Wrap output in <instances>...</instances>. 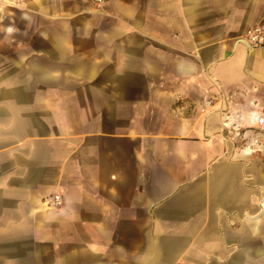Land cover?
I'll return each mask as SVG.
<instances>
[{"label": "crops", "instance_id": "crops-1", "mask_svg": "<svg viewBox=\"0 0 264 264\" xmlns=\"http://www.w3.org/2000/svg\"><path fill=\"white\" fill-rule=\"evenodd\" d=\"M7 2L0 264H264V0Z\"/></svg>", "mask_w": 264, "mask_h": 264}, {"label": "built area", "instance_id": "built-area-1", "mask_svg": "<svg viewBox=\"0 0 264 264\" xmlns=\"http://www.w3.org/2000/svg\"><path fill=\"white\" fill-rule=\"evenodd\" d=\"M95 3L99 4L102 0H93ZM7 0H0V11L5 5H7ZM237 42L242 43L246 48L254 49L264 45V27L255 26L248 29L243 35L236 38ZM252 118L255 123V127L252 135H248L247 130L236 129L234 131V136L240 138L241 147L247 153H254L257 151H264V116L262 114L253 113ZM226 126V125H225ZM60 196L54 195L52 204H60Z\"/></svg>", "mask_w": 264, "mask_h": 264}]
</instances>
